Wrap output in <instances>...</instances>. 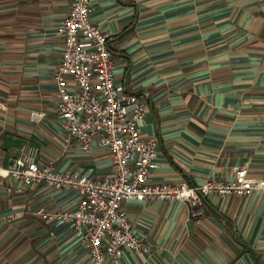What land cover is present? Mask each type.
<instances>
[{"label": "crops", "instance_id": "crops-1", "mask_svg": "<svg viewBox=\"0 0 264 264\" xmlns=\"http://www.w3.org/2000/svg\"><path fill=\"white\" fill-rule=\"evenodd\" d=\"M69 0H0V167L23 146L57 171L111 179L105 149L67 143L55 72ZM110 36L115 83L147 107L140 127L159 142L152 182L202 186L240 169L264 180V0H95ZM34 114H43L35 117ZM79 194L0 176V264H92L82 235L40 211L73 210ZM151 252L125 249L106 264H264V188L187 201L124 203Z\"/></svg>", "mask_w": 264, "mask_h": 264}, {"label": "built area", "instance_id": "built-area-1", "mask_svg": "<svg viewBox=\"0 0 264 264\" xmlns=\"http://www.w3.org/2000/svg\"><path fill=\"white\" fill-rule=\"evenodd\" d=\"M69 2L60 28L63 59L54 75L59 91L56 112L63 120L67 143L75 139L85 152L105 149L110 153L113 177L57 171L40 164L38 147L23 146L7 167H0V176H12L24 188L44 184L76 191L80 197L73 210L40 211L44 219L70 223L87 244L92 264H106L125 249L144 253L152 249L134 233L124 208L127 200H183L199 216L212 195L245 197L264 188V180L249 178L246 169H240L233 181L210 179L202 186L152 182L160 146L156 139L141 135L147 107L136 94L115 83L110 36L91 18L95 0Z\"/></svg>", "mask_w": 264, "mask_h": 264}]
</instances>
